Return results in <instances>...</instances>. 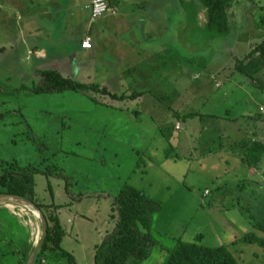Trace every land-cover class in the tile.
Segmentation results:
<instances>
[{
	"label": "rangeland",
	"instance_id": "1",
	"mask_svg": "<svg viewBox=\"0 0 264 264\" xmlns=\"http://www.w3.org/2000/svg\"><path fill=\"white\" fill-rule=\"evenodd\" d=\"M9 4L0 0V159L21 166H59L62 176L34 175V197L48 224L63 226L80 242L78 250H70L75 264H95L97 247L115 232L118 221L113 200L105 192L116 196L127 184L161 205L153 223L156 243L151 256L141 264H163L179 237L206 246H228L239 264H264L262 246H232L233 240L250 231L264 238V230L259 228L264 226V169H260L263 163H256L264 140L247 139L254 154L245 156L244 149L232 150L228 164L225 151L200 158L207 155L205 150L219 148V140L211 138L222 123L196 117L188 120L187 127L183 120L188 111H198L225 117L230 121L225 123V131L233 125L248 132L264 127V90L235 70L264 38V28L258 27L264 0H235L229 10L230 34L215 39L206 27L203 8L194 20L191 12L182 8L181 0H156L133 18L140 31L143 24L148 25L146 40L137 38L136 44L144 59L129 51L139 65L138 73H133L131 59L127 63L114 58L122 51L109 44L94 57L96 47L82 54L75 39L65 38L59 47L61 54L68 56L59 63L64 77L85 84L100 82V86L127 97L140 90L146 95L139 101L113 100L97 91L33 93L31 88L41 81L38 65L59 55L41 38L31 40L41 43L27 42L22 28L15 30L7 24L11 21L3 16ZM108 13L114 14L113 10ZM157 38L162 39L159 44ZM122 44L127 51L129 44ZM34 46L49 49L47 56L31 58L28 48ZM171 107L179 119L169 112ZM249 114L262 122L246 123L244 115ZM235 117H243L240 124H234ZM205 126L208 128L203 130ZM138 130L149 136L143 144L132 135ZM188 132L194 134L191 163L179 160L171 151ZM241 134L238 137L233 132L232 143L244 139L245 133ZM187 148L184 140L181 150ZM165 155L173 157L176 168L170 167ZM244 157L259 168H238ZM206 190L210 192L204 197ZM42 213L25 200L0 197V264H70L68 259L51 254L35 261L45 232ZM78 213L85 216L78 217ZM61 247L69 252L63 242Z\"/></svg>",
	"mask_w": 264,
	"mask_h": 264
},
{
	"label": "trees",
	"instance_id": "2",
	"mask_svg": "<svg viewBox=\"0 0 264 264\" xmlns=\"http://www.w3.org/2000/svg\"><path fill=\"white\" fill-rule=\"evenodd\" d=\"M249 1L255 2V0ZM234 2L235 0H181V6L191 12L189 15L194 20L198 19L199 10L203 8L206 11V27L215 39L230 34L229 10ZM258 27L264 28V8ZM235 70L244 75L251 84L264 90V38L252 47L244 59L236 64ZM41 77V81L31 88L35 94L75 90L78 92L97 91L114 100H122L127 97L124 94L118 95L111 92L106 86L85 84L64 77L57 70H44L41 72ZM197 116L201 115L192 113L187 117ZM35 174L55 178L59 175L62 176L59 166L55 163L47 164L45 168H39L33 164L25 166L18 165L17 162L7 164L0 159V197L7 196L25 200L42 213L34 198ZM69 184L71 182L67 183L68 186ZM70 195L75 198L71 192ZM111 198L118 212L116 230L111 236L106 237L102 245L97 247L95 264H141L151 256L152 247L156 243L153 223L161 205L144 191L128 184ZM42 215L47 227L39 252L37 250V253L35 252V261L37 257L51 254L54 258H65L69 260L70 264H75L73 256L61 247L64 237L63 228L57 225L51 226L48 224L47 216L44 213ZM259 228L264 230L262 225ZM174 240V246L168 250L163 264H239L228 246H206L198 241H184L181 237ZM239 244H257L264 248V238L250 231L232 242V246Z\"/></svg>",
	"mask_w": 264,
	"mask_h": 264
},
{
	"label": "crops",
	"instance_id": "3",
	"mask_svg": "<svg viewBox=\"0 0 264 264\" xmlns=\"http://www.w3.org/2000/svg\"><path fill=\"white\" fill-rule=\"evenodd\" d=\"M8 2L10 4L8 5L7 10L6 9L4 10L6 12L4 14L6 15H4L3 17L4 19L5 18L9 19L12 23L10 22L7 24L10 27L15 28V30H16V27L22 28L20 32L24 34L25 37H28L30 39V41L29 39H27V42H30L32 44L41 43L40 41L39 42L31 41L32 38H41L44 43L52 45V46L50 45L49 46L51 47L50 50L53 53H58L59 55L58 57L60 59L58 62H57L58 57H54L51 59V61L46 62L45 65L44 64L38 65V69H40L39 71H40V77H41V72L44 70L52 69V70H57L60 72L59 63L63 59L68 58V56L62 55L61 51L59 50V47L61 46L65 38H69V37L76 40L77 49L79 50V53L83 52L82 54L87 53L88 51H92L96 47V49H98V52H95L94 53L95 55L93 56L98 57V55L101 54L103 50L105 49L104 45L109 44L110 48H114V49H118V51H122L121 54L117 55V57L114 56V58H117V59L120 58L121 60L124 59V61H127L128 63V59L132 60V57L129 53V51L131 50V52H133L137 58L139 56V57H142V59H144L145 56L143 55V53L142 55L139 54V49L136 44L138 42L137 38H140L141 41L146 40L145 39V34H146L145 28L148 25L144 27V24H143L142 30L140 31L139 29L141 28L137 26V23L135 22V19L133 18L135 14L140 13L141 10H145L146 7H152L156 3V0H109L110 11L113 10L114 14L107 13L103 17L97 20L92 18L90 0H8ZM137 16L139 17L140 14H137ZM149 16L154 17L153 13H151ZM14 19H17L16 23L13 22ZM152 20L156 22L154 18H152ZM145 22H146V19L144 18V23ZM158 25H159V22L156 23V27ZM130 31H133V32H130ZM125 33H126V37L124 35ZM86 37H90L92 40L91 49L82 48V42ZM168 40L171 41V38ZM160 41H162V39L157 38V44H159ZM164 41L166 42V40ZM122 43L129 44L130 47L128 48L127 51H124V45ZM135 50L138 53L134 52ZM48 51L49 49L42 48L41 46L40 47L34 46V47L28 48L29 56L33 59L35 58L36 60H41L45 58L48 54L47 53ZM157 51L158 52L161 51L159 46H157ZM72 52L75 53L74 51ZM166 58H169L167 54H166ZM159 59H162V57L161 58L159 57ZM107 68L108 69L111 68V65L109 64ZM138 71H139V65L138 63L135 64V62L133 61V73H138ZM60 73L62 74V72ZM96 84H101V83L98 82ZM144 95L146 94L143 93V91L140 92L139 90V91H136V95L134 94L129 97H125L122 100H125L128 98H134L135 100L139 101L141 98H143ZM188 107L189 106L187 104L184 107L186 112L189 110ZM174 111L176 110L173 107H171L169 110V112L175 116V120H177V118L179 119V117H177L174 114ZM227 111L229 112V110ZM192 113L200 114L201 116H197V117H199L201 121H205L204 119L207 118L212 121H216L219 124L222 123L221 130L218 129L216 131V136L211 138L212 141L219 140V143H220L219 148L214 149V150L209 148L208 150H205L207 155H202L200 158L212 155L213 152H216L217 150L220 152L225 151V153H227V164H228L229 163L228 161H230L228 155L230 154V151L232 150H237L238 152L241 149H244L243 154L245 156H247V153L254 154V152H252L253 150L249 148L246 142L247 139L255 140L254 138H258V139L261 138L262 140H264V127L258 131L256 130V131L248 132L247 129L243 130L240 127L241 125L239 126L233 125L232 128L228 126L231 129L230 131H225V127H224L225 123L230 122V121L229 122L225 121L226 119L225 117H220L214 114L204 115L198 111H192V112L188 111V114H192ZM188 114H186L183 119V120H187V123H186L187 127H188V120L191 119L192 121L193 118H196V117H192V118L187 117ZM251 115L252 114L244 115L247 117L245 121L246 123L254 122V121L255 123L257 121L262 122L260 119L254 120L251 117ZM235 118H236L235 119L236 122L234 124H236L239 120L242 121L243 119V117H241L240 119H238L237 117ZM238 123L240 124L241 122H238ZM206 128H208V126H205L203 130H206ZM233 132H235V134H237L238 137L242 136L241 133H245V138L239 142L233 141L234 143H232L231 134ZM132 135L136 139L140 140L142 144L145 143L146 139L149 137L148 134H146V132L142 130H138L135 134H132ZM184 136H185V139H184L185 142L188 141V148L186 150H181V147L184 141V140L182 141L183 139L182 138L179 144H177L174 147H171V151H175L178 154L177 156L179 160H183V161L185 160L187 163H191V160L193 159V157L192 156L190 157V154L193 153L191 150L193 146L192 140L194 138V134L188 132ZM199 137L203 138L201 134L199 135ZM234 146H237L236 147L237 149L236 148L231 149ZM261 149L263 150V153L261 154L262 156H260V159H257L256 163H259V161L263 163V166L260 167V169L263 170L264 169V144ZM165 158L168 160L167 163H172L170 165L171 168L177 166V163H173V160H172L173 157H168L167 155H165ZM239 164L240 165H237L238 168H241V169L248 168L249 171L257 170L259 168V167H254L255 164H252V161H250L246 157L241 159V161H239ZM222 186L223 185L220 184V187L218 190L219 192H221ZM209 192H210L209 190H206L203 196L206 197L207 193ZM105 193H107V196L109 197L114 196L113 194H110L108 192H105ZM35 200H37V198H35ZM61 213L58 212V214H61ZM84 216H85L84 214L78 213V217H84ZM74 217H77V216L74 215ZM71 221H73L74 223L73 224V230H74L75 228L74 218H72ZM57 226H61V225H57ZM46 227L47 226L45 225V229ZM61 228L65 230L63 226H61ZM79 232L80 230L76 232V237L78 239L80 238ZM62 242H63V245L69 246L67 247V249L69 250V253L71 251L75 252L76 250H78L80 246V242L78 240L75 241V239L72 238V235H70L66 230L64 231V237H63ZM72 255L74 258L75 255L74 254Z\"/></svg>",
	"mask_w": 264,
	"mask_h": 264
},
{
	"label": "built area",
	"instance_id": "4",
	"mask_svg": "<svg viewBox=\"0 0 264 264\" xmlns=\"http://www.w3.org/2000/svg\"><path fill=\"white\" fill-rule=\"evenodd\" d=\"M91 2V13L93 19L103 17L110 11L109 0H90ZM83 49L92 48V40L90 37H86L82 42Z\"/></svg>",
	"mask_w": 264,
	"mask_h": 264
},
{
	"label": "bare ground",
	"instance_id": "5",
	"mask_svg": "<svg viewBox=\"0 0 264 264\" xmlns=\"http://www.w3.org/2000/svg\"><path fill=\"white\" fill-rule=\"evenodd\" d=\"M10 203H11V202H10ZM14 205H15V204H14ZM14 205H13V206H14ZM31 206H32V205H31ZM21 208H22V207H21ZM35 212H36V211H35ZM34 214H36V213H34Z\"/></svg>",
	"mask_w": 264,
	"mask_h": 264
},
{
	"label": "water",
	"instance_id": "6",
	"mask_svg": "<svg viewBox=\"0 0 264 264\" xmlns=\"http://www.w3.org/2000/svg\"><path fill=\"white\" fill-rule=\"evenodd\" d=\"M46 230V229H45Z\"/></svg>",
	"mask_w": 264,
	"mask_h": 264
}]
</instances>
